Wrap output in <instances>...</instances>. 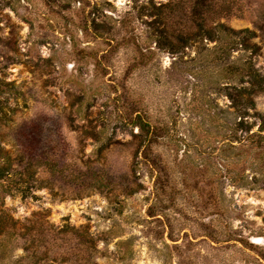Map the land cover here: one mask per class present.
<instances>
[{
	"label": "rangeland",
	"instance_id": "rangeland-1",
	"mask_svg": "<svg viewBox=\"0 0 264 264\" xmlns=\"http://www.w3.org/2000/svg\"><path fill=\"white\" fill-rule=\"evenodd\" d=\"M257 74L264 0H0V264H264Z\"/></svg>",
	"mask_w": 264,
	"mask_h": 264
},
{
	"label": "trees",
	"instance_id": "trees-1",
	"mask_svg": "<svg viewBox=\"0 0 264 264\" xmlns=\"http://www.w3.org/2000/svg\"><path fill=\"white\" fill-rule=\"evenodd\" d=\"M257 77H258L257 84L259 85L260 89H263L262 88V82L264 81V78H260V76L258 74H257ZM245 91H246V94L248 95L249 92L246 89H245ZM246 101H248V100H246ZM5 170H6L5 167L4 168L0 167V176H2L4 174Z\"/></svg>",
	"mask_w": 264,
	"mask_h": 264
}]
</instances>
